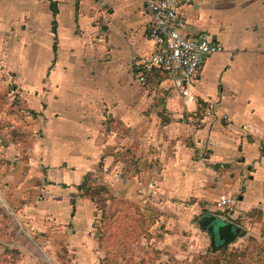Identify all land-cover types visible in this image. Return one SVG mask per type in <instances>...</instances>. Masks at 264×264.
<instances>
[{"label":"crops","instance_id":"1","mask_svg":"<svg viewBox=\"0 0 264 264\" xmlns=\"http://www.w3.org/2000/svg\"><path fill=\"white\" fill-rule=\"evenodd\" d=\"M182 14L184 35L223 46L192 77L193 102L145 66L143 0H0V264L98 254L83 184L171 220L264 214V0Z\"/></svg>","mask_w":264,"mask_h":264},{"label":"rangeland","instance_id":"2","mask_svg":"<svg viewBox=\"0 0 264 264\" xmlns=\"http://www.w3.org/2000/svg\"><path fill=\"white\" fill-rule=\"evenodd\" d=\"M130 212L136 219L134 223L136 228L124 245L117 246L122 252L115 257V264H191L199 255L210 252H215V255L219 257V252L214 251L211 246L208 232L201 230L199 225L200 218L206 214L204 211L197 216L194 215L192 219L182 214L181 218L172 220L166 211H160L161 214L158 216L154 210L136 204L132 205ZM100 213L96 217L95 224L99 222ZM224 217L227 216L224 215ZM233 223L237 224L245 235L227 245V252L241 251L246 248L244 262H255L261 256L264 258V253L259 252V249L264 251V214L259 211L254 212L248 218L241 216ZM130 224L131 222L125 217L120 222H116L113 218L109 222L110 227L114 226L123 232H128L126 227ZM92 228L97 236L99 228L95 226ZM102 228L105 232L111 229ZM61 245L63 246V243ZM98 251V254L87 255V260L77 251L60 247L59 251L53 254V258L57 264H83L84 262L102 264L101 259L105 255V249L98 246ZM112 251L115 252L114 249ZM37 255L42 258L43 264H54L53 261H47L50 260V254L43 252ZM109 262L111 264V260Z\"/></svg>","mask_w":264,"mask_h":264},{"label":"built area","instance_id":"3","mask_svg":"<svg viewBox=\"0 0 264 264\" xmlns=\"http://www.w3.org/2000/svg\"><path fill=\"white\" fill-rule=\"evenodd\" d=\"M194 0H143L148 15L147 37L153 43V52L145 64L148 70L157 68L173 81L174 87L185 102H193L192 77L200 70L204 60L223 51V46L210 38L207 33L194 36L184 35L187 27L182 10ZM140 85L146 78L140 76ZM149 182V192L143 197L150 202L155 195ZM142 194V190H140ZM218 204L222 211H230L233 199L220 195Z\"/></svg>","mask_w":264,"mask_h":264},{"label":"trees","instance_id":"4","mask_svg":"<svg viewBox=\"0 0 264 264\" xmlns=\"http://www.w3.org/2000/svg\"><path fill=\"white\" fill-rule=\"evenodd\" d=\"M82 196L89 198L95 205L98 217V213H100V219L98 224H95L96 228H99L98 235L96 236L98 246L103 247L105 249V255L101 259L102 264H109V260H111V264H115L114 259L117 255H119L122 251L118 250V245L122 246L128 241V237L133 233L136 227H134V223L136 219H134L133 214H131L130 209L132 208V204L127 201L116 200L112 196H109L106 188L102 185H93L91 187H81ZM258 212V210H253L249 216ZM125 217L126 220L131 222L126 228H128V232H123L116 227L109 226L110 220L113 218L116 222H120ZM97 219V218H96ZM106 219H108L106 221ZM111 225V224H110ZM102 227L111 228L110 232L103 231ZM102 228V229H101ZM101 230V232H100ZM113 230V231H111ZM121 240L119 241V239ZM247 247V246H246ZM260 247V246H259ZM262 248V247H261ZM115 250V252L112 251ZM214 251L219 252V257L215 255L216 253H206L199 255L191 264H262L264 263V258H258L255 262H244V257L246 256V248L241 251L234 250L231 252H227L226 247ZM259 252L264 251L259 249ZM111 257V258H108ZM109 259V260H108Z\"/></svg>","mask_w":264,"mask_h":264},{"label":"water","instance_id":"5","mask_svg":"<svg viewBox=\"0 0 264 264\" xmlns=\"http://www.w3.org/2000/svg\"><path fill=\"white\" fill-rule=\"evenodd\" d=\"M199 225L201 230L208 232L211 246L216 250L226 247L245 235V232L235 223L211 213L203 215Z\"/></svg>","mask_w":264,"mask_h":264}]
</instances>
